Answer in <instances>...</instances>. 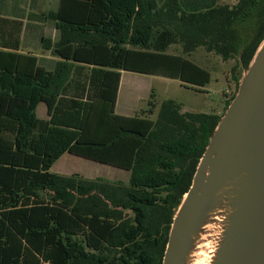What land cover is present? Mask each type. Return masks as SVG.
I'll return each instance as SVG.
<instances>
[{
  "label": "trees",
  "instance_id": "trees-1",
  "mask_svg": "<svg viewBox=\"0 0 264 264\" xmlns=\"http://www.w3.org/2000/svg\"><path fill=\"white\" fill-rule=\"evenodd\" d=\"M46 16L60 32L44 44L61 57L53 70L20 51L22 23L0 16V264H162L223 115L183 111L173 99L156 119L153 101L118 114L122 71L203 91L213 74L190 55L204 47L224 60L239 55L238 91L239 67L248 69L264 39V0L198 10L180 0H60ZM65 153L124 169L129 181L52 172Z\"/></svg>",
  "mask_w": 264,
  "mask_h": 264
},
{
  "label": "water",
  "instance_id": "water-1",
  "mask_svg": "<svg viewBox=\"0 0 264 264\" xmlns=\"http://www.w3.org/2000/svg\"><path fill=\"white\" fill-rule=\"evenodd\" d=\"M209 232L211 264H264V39L175 213L162 264H192Z\"/></svg>",
  "mask_w": 264,
  "mask_h": 264
},
{
  "label": "rangeland",
  "instance_id": "rangeland-1",
  "mask_svg": "<svg viewBox=\"0 0 264 264\" xmlns=\"http://www.w3.org/2000/svg\"><path fill=\"white\" fill-rule=\"evenodd\" d=\"M162 2L163 0H159ZM187 10L206 9L216 5H234L237 0H180ZM168 52L182 53L180 45H172ZM190 59L211 70L213 77L203 91H197L185 86L180 79L156 74H143L134 71H124L122 77V91L116 112L121 115H135L150 108V101L156 103L155 112L151 115L156 119L163 101L173 99L182 106L183 111L216 113L223 115L226 100L237 93L236 81L232 69L239 63V55L224 60L221 56L206 51L204 47L192 52ZM240 66L238 73H242ZM140 96V97H138ZM230 96V97H228ZM138 97V98H137ZM137 98V99H135ZM43 108L45 103L40 104ZM44 115V110H40ZM52 172L63 176L78 175L87 179H101L102 181L127 184L129 172L104 164L92 159L65 153L52 167ZM50 192V191H47ZM47 192H42L44 195ZM48 196V195H46Z\"/></svg>",
  "mask_w": 264,
  "mask_h": 264
},
{
  "label": "crops",
  "instance_id": "crops-1",
  "mask_svg": "<svg viewBox=\"0 0 264 264\" xmlns=\"http://www.w3.org/2000/svg\"><path fill=\"white\" fill-rule=\"evenodd\" d=\"M59 6L60 0H0V16L22 23L20 32V51L37 56L39 58V63L49 70L54 69L56 62L61 60V57L55 55L51 49L48 50L44 48V44L47 40L56 42L60 37V32L56 22L47 18L46 15L50 12L57 11ZM123 72L124 71H122V77ZM121 91L122 79L119 85L117 105ZM40 104L37 107L38 116L46 118L47 108L46 106L40 108ZM41 109L44 110V115H40Z\"/></svg>",
  "mask_w": 264,
  "mask_h": 264
},
{
  "label": "bare ground",
  "instance_id": "bare-ground-1",
  "mask_svg": "<svg viewBox=\"0 0 264 264\" xmlns=\"http://www.w3.org/2000/svg\"><path fill=\"white\" fill-rule=\"evenodd\" d=\"M215 234H216L215 232H209L204 236V241L201 244H199L197 251L195 252L194 260L192 264H194V261L198 259H203L204 254L211 255V259H212V256L216 249Z\"/></svg>",
  "mask_w": 264,
  "mask_h": 264
},
{
  "label": "clouds",
  "instance_id": "clouds-1",
  "mask_svg": "<svg viewBox=\"0 0 264 264\" xmlns=\"http://www.w3.org/2000/svg\"><path fill=\"white\" fill-rule=\"evenodd\" d=\"M194 264H211V255L204 254V258L194 261Z\"/></svg>",
  "mask_w": 264,
  "mask_h": 264
}]
</instances>
